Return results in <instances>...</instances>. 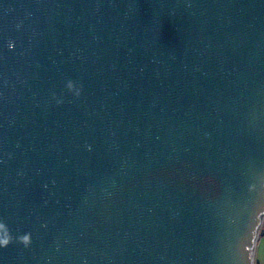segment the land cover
Segmentation results:
<instances>
[{"label":"water","instance_id":"water-1","mask_svg":"<svg viewBox=\"0 0 264 264\" xmlns=\"http://www.w3.org/2000/svg\"><path fill=\"white\" fill-rule=\"evenodd\" d=\"M263 219L264 0H0V264H254Z\"/></svg>","mask_w":264,"mask_h":264},{"label":"clouds","instance_id":"clouds-1","mask_svg":"<svg viewBox=\"0 0 264 264\" xmlns=\"http://www.w3.org/2000/svg\"><path fill=\"white\" fill-rule=\"evenodd\" d=\"M14 48V47H10ZM67 89L70 92L75 93L77 97H79L82 93L83 86L80 85L79 87L75 84V82L69 80L67 85ZM58 103H63L62 100H59ZM15 241L23 244L25 247H28L32 244V234L26 233L19 236H13L11 228L9 227L6 221L0 220V248H7Z\"/></svg>","mask_w":264,"mask_h":264},{"label":"crops","instance_id":"crops-1","mask_svg":"<svg viewBox=\"0 0 264 264\" xmlns=\"http://www.w3.org/2000/svg\"><path fill=\"white\" fill-rule=\"evenodd\" d=\"M255 260L264 264V236L258 239L255 249Z\"/></svg>","mask_w":264,"mask_h":264},{"label":"rangeland","instance_id":"rangeland-1","mask_svg":"<svg viewBox=\"0 0 264 264\" xmlns=\"http://www.w3.org/2000/svg\"><path fill=\"white\" fill-rule=\"evenodd\" d=\"M263 230H264V219H263V224H261V226H260V228L258 230V232H259V239L262 237L261 233L263 232Z\"/></svg>","mask_w":264,"mask_h":264},{"label":"built area","instance_id":"built-area-1","mask_svg":"<svg viewBox=\"0 0 264 264\" xmlns=\"http://www.w3.org/2000/svg\"><path fill=\"white\" fill-rule=\"evenodd\" d=\"M254 264H261V263H260V262H258V261H255V262H254Z\"/></svg>","mask_w":264,"mask_h":264}]
</instances>
